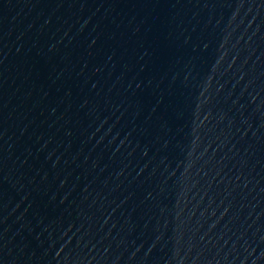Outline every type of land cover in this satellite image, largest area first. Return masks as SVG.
I'll return each instance as SVG.
<instances>
[{"label":"water","instance_id":"1","mask_svg":"<svg viewBox=\"0 0 264 264\" xmlns=\"http://www.w3.org/2000/svg\"><path fill=\"white\" fill-rule=\"evenodd\" d=\"M0 264H264V0H0Z\"/></svg>","mask_w":264,"mask_h":264}]
</instances>
